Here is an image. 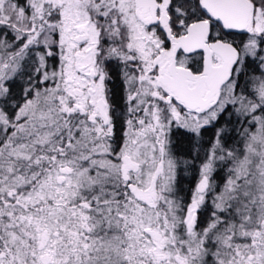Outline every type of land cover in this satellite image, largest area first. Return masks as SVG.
Here are the masks:
<instances>
[{"label":"snow or ice","instance_id":"obj_1","mask_svg":"<svg viewBox=\"0 0 264 264\" xmlns=\"http://www.w3.org/2000/svg\"><path fill=\"white\" fill-rule=\"evenodd\" d=\"M0 264H264V0H0Z\"/></svg>","mask_w":264,"mask_h":264}]
</instances>
